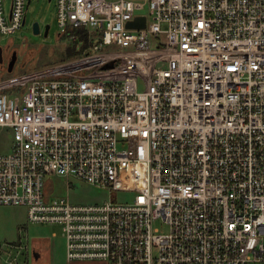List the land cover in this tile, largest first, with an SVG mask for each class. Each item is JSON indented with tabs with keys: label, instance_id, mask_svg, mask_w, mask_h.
I'll return each mask as SVG.
<instances>
[{
	"label": "built area",
	"instance_id": "1",
	"mask_svg": "<svg viewBox=\"0 0 264 264\" xmlns=\"http://www.w3.org/2000/svg\"><path fill=\"white\" fill-rule=\"evenodd\" d=\"M55 1L87 46L0 76V207L61 225L68 263L264 264V0ZM5 2L0 34L26 15ZM56 174L135 195L74 203Z\"/></svg>",
	"mask_w": 264,
	"mask_h": 264
},
{
	"label": "rangeland",
	"instance_id": "2",
	"mask_svg": "<svg viewBox=\"0 0 264 264\" xmlns=\"http://www.w3.org/2000/svg\"><path fill=\"white\" fill-rule=\"evenodd\" d=\"M11 0H6L5 9L9 12ZM142 13V12H139ZM40 23L39 32L33 29L34 21ZM49 25L46 31V26ZM61 32L57 23L56 1L55 0H31L28 9L27 22L16 32L0 34V47L3 48V64L10 61L13 53L16 54L14 72H24L31 69L46 67L65 59L78 55L77 45L69 34ZM9 63V62H8ZM4 67L0 63V76L5 75ZM8 72V69H6ZM139 89H142L140 85ZM12 135L6 129L0 128V153L11 151ZM48 182L54 183L53 197H64L74 203H101L115 198L118 201H130L135 193L133 191L117 190L111 192L107 187H100L91 184L75 176L51 175ZM70 183V186H69ZM156 227L168 230V226L160 221L155 223ZM26 227L22 240H28L29 258L33 257V244L36 240H43L49 243L47 246L51 264H68L66 254V238L62 226L56 223H32L27 219V209L24 206H2L0 207V233L3 243L19 241V230ZM7 243V244H9ZM5 258V254H4ZM0 264H6L0 258Z\"/></svg>",
	"mask_w": 264,
	"mask_h": 264
},
{
	"label": "crops",
	"instance_id": "3",
	"mask_svg": "<svg viewBox=\"0 0 264 264\" xmlns=\"http://www.w3.org/2000/svg\"><path fill=\"white\" fill-rule=\"evenodd\" d=\"M27 231L26 227H23L19 230V236L20 238H22L23 232ZM11 241H8L7 243H9ZM13 243H9V244H5L1 241V233H0V248H2V250H0V258H3V260H5L4 255H3V251H9L10 247L9 245L11 244H18L20 242L19 241H12ZM24 242V241H23ZM26 243L28 244V240L26 241ZM47 246H49V243L43 241V240H36L33 244V257L32 260L29 258V253L30 250L27 252H24L23 255H21V261L24 264H51L50 260H49V252H50V247L49 250L47 248ZM36 251V252H35ZM6 257V256H5ZM6 264H8L7 262H5ZM68 264H106L103 261H73L70 262Z\"/></svg>",
	"mask_w": 264,
	"mask_h": 264
},
{
	"label": "water",
	"instance_id": "4",
	"mask_svg": "<svg viewBox=\"0 0 264 264\" xmlns=\"http://www.w3.org/2000/svg\"><path fill=\"white\" fill-rule=\"evenodd\" d=\"M28 3L30 4L31 0H29ZM141 20H142V22H140V18H137L136 20L129 22L128 26L129 27H144L145 26L144 19H141ZM24 24H25V18H24L23 25ZM48 28H49V25L46 26V31L48 30ZM33 29L35 32H39L40 26H39L38 22H34ZM2 54H3V48L0 47V62L1 63L3 62ZM15 62H16V54L14 52L12 58L10 59V61L8 63V67H7L9 73H11L13 71Z\"/></svg>",
	"mask_w": 264,
	"mask_h": 264
},
{
	"label": "flooded vegetation",
	"instance_id": "5",
	"mask_svg": "<svg viewBox=\"0 0 264 264\" xmlns=\"http://www.w3.org/2000/svg\"><path fill=\"white\" fill-rule=\"evenodd\" d=\"M29 2V0H27V8H26V15H25V23L27 22V20H28V9H29V7H30V4L28 3ZM34 22H38V24H39V26H40V23H39V21L38 20H35ZM9 62V61H8ZM8 62L5 64V62H4V64L3 63H1V66L2 67H4L3 69H7V67H8ZM36 252V251H35Z\"/></svg>",
	"mask_w": 264,
	"mask_h": 264
},
{
	"label": "trees",
	"instance_id": "6",
	"mask_svg": "<svg viewBox=\"0 0 264 264\" xmlns=\"http://www.w3.org/2000/svg\"><path fill=\"white\" fill-rule=\"evenodd\" d=\"M61 34H63V33L60 32L59 35H61ZM86 46H87V44L85 43V44L82 46V48L78 49V50H79L78 53H80V52H82L83 50H85V49H86ZM75 56H76V55H75ZM73 57H74V56H73ZM71 58H72V57H71ZM65 60H66V59H65ZM3 72H5V75H1V76H8V75H11V74L17 73V72L9 73V72L6 71V69H4Z\"/></svg>",
	"mask_w": 264,
	"mask_h": 264
}]
</instances>
